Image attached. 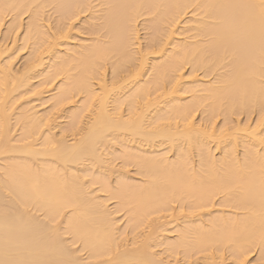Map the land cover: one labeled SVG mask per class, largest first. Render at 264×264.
<instances>
[{
    "label": "bare ground",
    "instance_id": "1",
    "mask_svg": "<svg viewBox=\"0 0 264 264\" xmlns=\"http://www.w3.org/2000/svg\"><path fill=\"white\" fill-rule=\"evenodd\" d=\"M26 12L20 69L0 43V264H247L255 248L264 264L261 0H0V25L12 13L6 31H18ZM82 15L86 37L71 46L69 26ZM41 74L39 84L61 82L39 115L24 98L42 93L31 84ZM77 95L54 133L53 112ZM253 112L255 124H242ZM114 156L123 166L111 186ZM130 164L142 178L126 174ZM175 204L187 211L182 223ZM122 209L129 243L117 233ZM168 213L177 235L160 241Z\"/></svg>",
    "mask_w": 264,
    "mask_h": 264
},
{
    "label": "rangeland",
    "instance_id": "2",
    "mask_svg": "<svg viewBox=\"0 0 264 264\" xmlns=\"http://www.w3.org/2000/svg\"><path fill=\"white\" fill-rule=\"evenodd\" d=\"M51 7V6H50ZM45 11H47V12H44L45 14V16H43L44 18H43V20L45 21V22H47V23H49V25L51 24V25H53L54 24V21H55V17H53V16H55V14H56V12L53 10V7L52 8H49V6L47 7V10L45 9ZM55 13H54V12ZM12 13H10V14H6L5 16H4V18H3V20H2V22H1V25H0V43H2L5 47H6V51H5V53H4V56L3 57H7V56H10L11 58H12V63H13V66L15 67V69H20L19 67H22V65H23V61H25L24 59H25V56H26V54L28 53V51H29V49H30V46H28L29 44H26L22 49H21V47L23 46L22 45V43H23V40H22V35H23V33H24V24L26 23V19L28 18V16H27V14H28V12H26V13H24V14H21L22 16H20L21 18H20V20H21V22H22V26H20L21 28L20 29H18V31L16 30L15 32H12V31H10V33H8L7 34V31H6V28H8L7 26H8V23L11 21V19L10 18H12L11 15ZM50 15V17L48 18V19H46L47 18V16H49ZM188 15L189 14H187V17H188ZM84 17L86 18V15H82V16H80L77 20H75L74 22H73V24L71 25V26H69V32L72 34V37H70V39H69V44L71 45V46H74V44L76 45V43H78V42H76L77 40H79L80 38L83 40V38H85L86 36V34H85V30H82V29H84L83 28V24H84V21H85V19H84ZM46 19V20H45ZM42 20V21H43ZM142 20V19H141ZM139 21V23H138V26H137V28L139 29V31H138V40H140L139 42H141V43H143V40H144V37H145V30L142 28L143 26H141V22L142 21ZM44 21H43V23H44ZM81 22H83L82 23V25H80L81 24ZM140 24V25H139ZM46 25V24H45ZM48 25V26H49ZM50 25V26H51ZM81 26V27H80ZM141 26V27H140ZM81 28V29H80ZM143 30H142V29ZM83 31V32H82ZM12 32V33H11ZM84 36V37H83ZM80 37V38H79ZM83 37V38H82ZM140 37H143L142 39L140 38ZM22 40V41H21ZM82 40H80V41H82ZM142 40V41H141ZM22 42V43H21ZM20 44L22 45V46H20ZM67 47H68V45H67ZM67 47H65L64 46V50H65V48H67ZM62 49H63V47H62ZM28 55V54H27ZM50 55H46V57H45V59H46V62H45V59H44V65H43V68L44 67H46L47 65H48V63H49V61L51 62V60H49L50 59V57H49ZM47 63V64H46ZM50 64V63H49ZM18 67V68H17ZM43 68H40V69H43ZM47 68V67H46ZM45 70H49L48 68L47 69H45ZM188 71H189V68L187 67V68H185L184 69V75L186 74H188ZM107 72H108V70H107ZM106 72V73H107ZM199 74V77L200 78H203L204 76L202 75V72H198ZM42 77V79L40 78V77ZM204 78H206V77H204ZM43 80V76H42V74L41 75H38V76H36L35 78H33L32 79V81H33V83H31L32 85H34V87H35V85L37 86V84H39V80ZM60 79H55V81H53L52 83H49V84H46L45 85V83H43V84H39L37 87H43L42 89H43V91H42V93H41V90L42 89H40L39 91H40V95H38V93L36 92V95H34L33 93V95H29L28 96V94H27V98H24L27 102H29L30 100L31 101H33L32 103H30V105L31 104H34V106L35 107H37V112H39L38 114L39 115H42V114H40V113H43V112H47L46 110H48V109H52V107H51V104L53 103V101H52V96H54L55 95V90H56V86H58V85H56V84H58L59 82H61V81H59ZM184 80L185 81H188L187 80V77L185 76V78H184ZM30 84V85H31ZM130 84H132V83H130ZM31 85V87H33ZM33 87V88H34ZM36 87V88H37ZM35 88V90H38V89H36ZM184 94V93H183ZM187 94V96H190V94H188V93H186ZM186 94H184V96L183 97H187L186 96ZM83 97H82V95H77V96H75L74 97V99H73V102L71 101L70 102V104H67L65 107H64V109H63V111L65 110H67L65 113L62 111V112H60V111H58V113L60 114V115H58L57 114V112H53V114H54V116H51V117H53L54 119H55V122H54V119L52 118L51 120H53L52 121V123H55V127L56 128H52L53 130V132L55 133H59L60 131V126H66L67 125V121H69L70 120V118H69V116L68 115H66V114H69V112H68V110L69 109H76L77 110V108L80 106L79 104H81V101L83 100L82 99ZM189 98V97H188ZM30 99V100H29ZM25 100H23V101H25ZM185 100H187V98L185 99ZM26 101L24 102V105H25V103H26ZM30 101V102H31ZM21 103V102H20ZM29 104V103H28ZM36 104V105H35ZM19 105H23V103L22 104H19ZM20 106V107H21ZM75 106V107H74ZM77 106V107H76ZM49 107H51V108H49ZM66 108V109H65ZM36 109V108H35ZM34 109V111L36 112V110ZM69 110V111H71V113H73V111L74 112H76L75 110ZM202 112V111H201ZM200 112V110H196L195 111V115H194V120H195V123L197 122V123H200V124H202V126H204L205 125V123H206V120L205 119H203L204 117H202L203 116V114ZM47 113H49V112H47ZM44 114V113H43ZM46 114V113H45ZM53 114H51V115H53ZM56 114V115H55ZM59 116V117H58ZM65 116H68V118L67 117H65ZM256 119H257V114L255 113V112H253L252 114H250L249 116H246V115H241L240 117H239V120L240 121H242V124L243 123H247L249 126L251 125V126H253L254 124H255V121H256ZM204 120V121H203ZM221 120H222V118L221 117H218L217 118V120H216V122H215V125H217V127H218V125H220L221 124ZM65 122H66V124H65ZM57 124H61L60 126H58ZM207 124V123H206ZM51 125V124H50ZM53 125L54 124H52L51 125V127H53ZM59 127V128H58ZM262 128H264V125L262 126ZM14 130L12 131L13 133H14V135L17 133V134H19V126L17 125V126H14V128H13ZM18 129V130H17ZM46 129H48L47 127H46ZM12 133V134H13ZM69 135V136H68ZM13 136V135H12ZM72 135H70V134H67V137L68 138H70V139H68L69 141H71V140H73V137H71ZM15 137H16V135H15ZM72 138V139H71ZM118 147H120L119 145H116V150H117V148ZM213 148H215V147H213ZM120 148H118V150H119ZM241 148L239 147V149L238 150H240ZM219 150H218V148L216 149L215 148V152H214V154L216 155V156H219V152H218ZM170 155H172L171 153H169ZM112 160H114V161H112V164H113V166L115 167V168H112V170L114 171L115 170V172H113V174H112V172H110L109 173V175L111 176V178L109 179L108 178V182H109V185H113L112 183H114L115 184V180H116V178L115 177H117V175H116V173H117V171L118 170H121L122 169V160H121V158H118V157H116V156H114L113 157V159ZM194 162H196L195 160V157H194ZM112 166V167H113ZM95 167H97V166H95ZM119 167H121V168H119ZM97 168H99V167H97ZM97 168H94V169H96L97 170ZM117 168H119V169H117ZM126 169L125 170H127V172H126V174L127 173H129V174H127V175H131L130 177L132 178V180H136L135 178L137 177L138 179H140L139 177H141L140 176V174L139 173H136V166L135 165H133V164H130V165H128V166H126L125 167ZM102 169V168H101ZM100 168H99V171L101 170ZM104 169V168H103ZM117 170V171H116ZM115 173V174H114ZM112 174V175H111ZM109 177V176H108ZM88 178V180H89V178L90 177H87ZM130 178V179H131ZM142 178V177H141ZM109 180H111L112 182H110ZM85 181H87V179L85 180ZM137 181H141V180H137ZM88 182V181H87ZM89 183V182H88ZM98 183V184H97ZM96 184L98 185H96L98 188H99V186H100V183L99 182H97ZM94 183H92V184H87V186L89 187V185H91L92 186V191H90L91 189H89V192H94V194L96 193V194H98V195H102L101 197L100 196H97L96 195V197H100V199H102V197L104 198V196L106 195V192H105V190H103L102 191V189L100 190V189H96L95 188V186L93 185ZM91 188V187H90ZM101 188V187H100ZM87 189V190H88ZM95 189V190H94ZM96 191V192H95ZM92 195V194H91ZM104 195V196H103ZM107 197H105L104 199H106V198H108V197H110V194L108 195V191H107V195H106ZM111 198V197H110ZM110 198H108L107 199V201H105L106 202V205H108L107 207L109 208V207H111V208H109L110 210L111 209H113L114 208V210L116 209L115 207H117L118 208V204L116 205V203L118 202V200L116 201L114 198L113 199H110ZM103 199V200H104ZM107 202H108V204H107ZM219 197H216V199H215V203H214V206L212 207V208H210V213H212V214H214V212H218L217 210H219V208H220V206H219ZM176 207H177V209H176ZM175 211H174V214H176V211H178V216H179V219H178V221H176L175 223H182V221H179V220H181L186 214H187V211L184 209V208H181V209H179L178 208V205L177 204H175ZM113 210V212H116V211H114ZM119 211V210H118ZM117 211V212H118ZM116 212V216L117 217H115V219H116V221H118V225L117 226H120V227H117V233L119 234V235H121V237L123 236V234H125V239H126V241L129 243V242H131V237H133L132 236V233H131V231L129 230V228H127L128 226L126 225L125 226V228H124V225H125V222H126V213H124V212H126V210L125 209H122L121 211H119L118 213ZM215 213V214H216ZM174 214H170V213H168L165 217H163L161 220L162 221H160L161 223L164 221L165 222V224H164V226H163V230H162V228H161V230H160V232L158 233V237L160 238V235H162L161 233L163 232V235H165L164 237H167L168 238V240L169 239H175V234L177 235V233L174 231V230H172V229H174V226H175V223L173 222V216H174ZM182 215V216H181ZM210 215V214H209ZM209 215H207V217L209 216ZM201 216V215H200ZM182 217V218H181ZM205 217V216H204ZM204 217H203V219H204ZM185 218V217H184ZM196 218H198V217H196ZM200 219H202V217H199ZM198 218V219H199ZM206 218V217H205ZM118 219V220H117ZM61 222V223H60ZM163 222V223H164ZM168 222V223H167ZM63 222H62V220L60 219V221H59V224H62ZM161 223H159V224H161ZM126 224H127V222H126ZM166 224L168 225V229L169 230H167V231H165L167 228V226H166ZM175 229H176V227H175ZM120 230H123L124 231V233H122L121 231L119 232ZM171 230V231H170ZM147 231L148 230H146V233H147ZM126 232V233H125ZM162 235V236H163ZM161 236V237H162ZM64 237H66V236H64ZM164 237H162V238H160V241L161 240H164L165 238ZM67 239H69V235H68V237H66ZM166 238V239H167ZM157 240H159V239H157ZM159 241V242H160ZM165 241V240H164ZM163 246H155V248L153 249L154 251L156 250V252L158 253H160V251H161V253H162V248L164 249V244H162ZM73 248H75V247H78L77 246V244H75V245H73L72 246ZM159 250V251H158ZM80 256L81 257H85V255H86V253L83 251V252H81L80 251ZM225 257L227 258H225V262H231L232 260H231V257H230V253H229V251H225ZM162 256H164V255H162ZM178 261V263H181V264H186V262L184 261V259H182V257H178V259H177ZM227 260V261H226ZM247 264H260V261H259V259H258V248H255L249 255H248V258H247Z\"/></svg>",
    "mask_w": 264,
    "mask_h": 264
},
{
    "label": "snow or ice",
    "instance_id": "3",
    "mask_svg": "<svg viewBox=\"0 0 264 264\" xmlns=\"http://www.w3.org/2000/svg\"><path fill=\"white\" fill-rule=\"evenodd\" d=\"M261 8L264 10V0H261Z\"/></svg>",
    "mask_w": 264,
    "mask_h": 264
}]
</instances>
